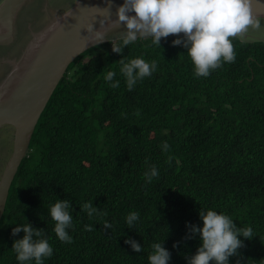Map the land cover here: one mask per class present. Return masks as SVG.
Segmentation results:
<instances>
[{"label":"trees","instance_id":"trees-1","mask_svg":"<svg viewBox=\"0 0 264 264\" xmlns=\"http://www.w3.org/2000/svg\"><path fill=\"white\" fill-rule=\"evenodd\" d=\"M182 35L162 38L160 47L138 37L120 54L112 50L118 40L110 41L69 65L12 182L0 264H19L12 245L23 233L12 230L27 222L53 248L44 264H149L153 243L171 253L169 264H187L201 241L185 238L186 224L202 227L200 209L252 227L254 238L240 237L244 247L229 264H264V42L234 38L235 62L204 78L194 75L187 49L173 46ZM137 57L155 60L157 69L129 91L118 62ZM108 71L116 73L111 82ZM115 81L120 86L110 87ZM151 165L159 175L148 183ZM56 199L71 203L72 243L54 233ZM89 201L100 210L92 217L81 210ZM131 212L139 219L130 227ZM126 239L143 250L134 252Z\"/></svg>","mask_w":264,"mask_h":264},{"label":"clouds","instance_id":"clouds-1","mask_svg":"<svg viewBox=\"0 0 264 264\" xmlns=\"http://www.w3.org/2000/svg\"><path fill=\"white\" fill-rule=\"evenodd\" d=\"M253 0H124L117 9V19L107 27L101 25L99 31L93 33L92 26L88 32L91 39L101 43L105 39L106 31L113 25L123 27L118 42L112 44L113 52L120 54L137 38H152V43L160 47L162 38L170 35L181 38L172 41L173 46H182L187 49L196 77L207 78L213 70L221 68L225 63H234L236 53L233 39L247 33L249 29H259L260 19L252 10ZM134 13V15H131ZM55 27V25H54ZM120 73L125 77L126 87L133 90L138 81L150 77L157 69L155 60L148 62L141 57L126 60L122 58ZM116 73L108 71L106 81H113ZM119 81L110 84L118 88ZM139 110L136 115L139 116ZM124 116V113H121ZM162 151L169 150V144L164 141ZM172 157L168 158L170 163ZM148 160H145V164ZM159 175L155 165L149 166L144 173L148 183ZM69 200H59L50 206V216L54 223L56 237L64 243H72L68 229L73 226V217L69 211ZM81 210L89 217L98 214L100 210L93 207L92 201L82 204ZM106 215V213H105ZM199 218L202 227L186 224L188 233L186 239L199 236L200 246L196 253L187 257V264H229V258L238 255V249L244 247L243 241L254 238L251 226L237 228L233 219L224 213L215 210H201ZM139 219V213L131 212L126 217L131 227ZM105 230L112 227L107 221L103 225ZM86 231H93L90 225H85ZM23 233L22 239L13 242L12 250L16 254L19 264H44L46 258L53 255V248L44 235L43 229L34 228L30 223L13 228L12 235ZM125 244L140 253L141 245L132 239H126ZM174 244L173 247H177ZM152 252L148 255L149 264H169L171 253L163 247V243H153ZM239 264V261H237Z\"/></svg>","mask_w":264,"mask_h":264},{"label":"water","instance_id":"water-1","mask_svg":"<svg viewBox=\"0 0 264 264\" xmlns=\"http://www.w3.org/2000/svg\"><path fill=\"white\" fill-rule=\"evenodd\" d=\"M29 0H4L0 5V42L15 35L17 19ZM124 0H77L64 13H56L13 63V69L0 81V130L13 127V151L0 179V221L5 212L12 182L22 160L28 155L38 121L69 65L88 49L117 39L96 43L93 33L117 19ZM256 17L264 18V0H253ZM134 15V13H131ZM55 25V27H54Z\"/></svg>","mask_w":264,"mask_h":264},{"label":"rangeland","instance_id":"rangeland-1","mask_svg":"<svg viewBox=\"0 0 264 264\" xmlns=\"http://www.w3.org/2000/svg\"><path fill=\"white\" fill-rule=\"evenodd\" d=\"M4 0H0V5ZM77 0H29L17 19L15 35L11 40L0 42V81L13 69V63L20 58L22 51L33 38L32 32L40 31L56 16L70 9ZM260 19V18H259ZM259 29H249L241 37L244 40H264V20ZM123 27H114L108 32L110 39H117ZM10 62V63H9ZM14 129L4 127L0 130V178L13 151Z\"/></svg>","mask_w":264,"mask_h":264},{"label":"flooded vegetation","instance_id":"flooded-vegetation-1","mask_svg":"<svg viewBox=\"0 0 264 264\" xmlns=\"http://www.w3.org/2000/svg\"><path fill=\"white\" fill-rule=\"evenodd\" d=\"M264 20V18H260V21H263ZM241 37V36H240ZM243 39V38H242ZM244 40V39H243ZM245 41H249V40H245ZM250 41H252V40H250ZM253 41H263L264 42V40H253Z\"/></svg>","mask_w":264,"mask_h":264},{"label":"bare ground","instance_id":"bare-ground-1","mask_svg":"<svg viewBox=\"0 0 264 264\" xmlns=\"http://www.w3.org/2000/svg\"><path fill=\"white\" fill-rule=\"evenodd\" d=\"M10 63V62H9ZM7 75V74H6Z\"/></svg>","mask_w":264,"mask_h":264},{"label":"crops","instance_id":"crops-1","mask_svg":"<svg viewBox=\"0 0 264 264\" xmlns=\"http://www.w3.org/2000/svg\"><path fill=\"white\" fill-rule=\"evenodd\" d=\"M1 179V178H0Z\"/></svg>","mask_w":264,"mask_h":264}]
</instances>
